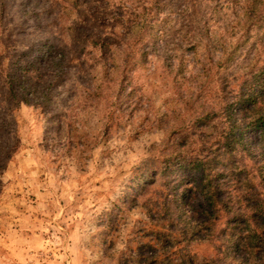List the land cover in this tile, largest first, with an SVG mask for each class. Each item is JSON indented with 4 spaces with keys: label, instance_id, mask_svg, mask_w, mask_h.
<instances>
[{
    "label": "rangeland",
    "instance_id": "374dc122",
    "mask_svg": "<svg viewBox=\"0 0 264 264\" xmlns=\"http://www.w3.org/2000/svg\"><path fill=\"white\" fill-rule=\"evenodd\" d=\"M46 43L68 58L59 104L4 106L0 264H142L146 245L157 264H264L184 237L166 209L198 186L179 165L217 147L220 108L264 59V0H0V84Z\"/></svg>",
    "mask_w": 264,
    "mask_h": 264
},
{
    "label": "trees",
    "instance_id": "16d2710c",
    "mask_svg": "<svg viewBox=\"0 0 264 264\" xmlns=\"http://www.w3.org/2000/svg\"><path fill=\"white\" fill-rule=\"evenodd\" d=\"M31 52L29 60L13 67L7 81L0 84V165L9 157L12 133L4 106L22 99L26 103L29 99L48 103L53 98L57 104L60 102L56 95H59L57 81L67 69L66 53L47 43ZM253 59L257 60L249 63L251 68L241 79V94L229 96L219 110L225 114L227 123L217 147L207 157H191L179 165L189 175L201 173L198 186L189 182L180 196L167 202L166 209L175 207L183 212L186 218H180L179 223L183 224L184 237L191 233L197 242L219 237L227 250L261 253L264 251V59L259 56ZM57 114L60 116L56 113L55 118ZM246 155L254 160L252 167L243 159ZM198 197L200 203L196 202ZM171 220L169 225L178 223ZM222 220L224 224L220 227ZM146 247L152 250L150 245L142 247L143 252L136 259L142 264L159 263L145 251ZM259 257L264 259V252ZM217 261L213 259L208 264Z\"/></svg>",
    "mask_w": 264,
    "mask_h": 264
}]
</instances>
